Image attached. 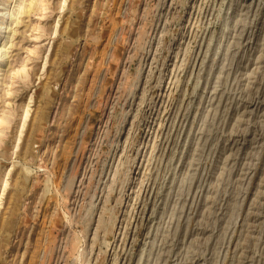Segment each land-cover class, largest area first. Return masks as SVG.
Listing matches in <instances>:
<instances>
[{"label":"rangeland","instance_id":"obj_1","mask_svg":"<svg viewBox=\"0 0 264 264\" xmlns=\"http://www.w3.org/2000/svg\"><path fill=\"white\" fill-rule=\"evenodd\" d=\"M0 264H264V0H0Z\"/></svg>","mask_w":264,"mask_h":264}]
</instances>
